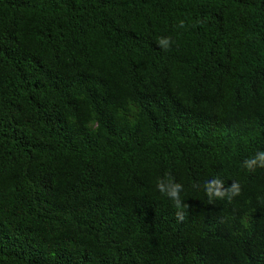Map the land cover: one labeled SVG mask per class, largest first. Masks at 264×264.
<instances>
[{
  "label": "trees",
  "instance_id": "trees-1",
  "mask_svg": "<svg viewBox=\"0 0 264 264\" xmlns=\"http://www.w3.org/2000/svg\"><path fill=\"white\" fill-rule=\"evenodd\" d=\"M258 151L264 0H0V264H264Z\"/></svg>",
  "mask_w": 264,
  "mask_h": 264
},
{
  "label": "clouds",
  "instance_id": "clouds-1",
  "mask_svg": "<svg viewBox=\"0 0 264 264\" xmlns=\"http://www.w3.org/2000/svg\"><path fill=\"white\" fill-rule=\"evenodd\" d=\"M181 26H183L182 23ZM159 45L167 49L169 40L161 39ZM243 167L250 173L254 172L257 168L264 169V151H258L254 156L245 159L243 161ZM156 187L162 195L166 196L173 202L176 209V220L182 222L185 218L184 210L187 207L180 196V193L183 191V186L176 183L169 174H165L163 178H157ZM194 187L199 188L200 186L194 185ZM203 189L210 203L218 199H227L231 202L234 197L239 196L241 193V187L238 182H232L230 186L226 187L219 177L204 181Z\"/></svg>",
  "mask_w": 264,
  "mask_h": 264
}]
</instances>
